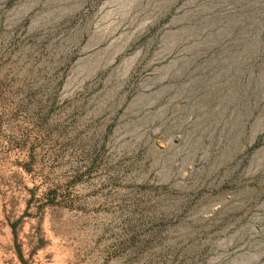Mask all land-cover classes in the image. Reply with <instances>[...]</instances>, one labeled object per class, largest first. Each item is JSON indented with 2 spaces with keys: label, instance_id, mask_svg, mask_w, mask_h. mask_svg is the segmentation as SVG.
I'll use <instances>...</instances> for the list:
<instances>
[{
  "label": "rangeland",
  "instance_id": "1",
  "mask_svg": "<svg viewBox=\"0 0 264 264\" xmlns=\"http://www.w3.org/2000/svg\"><path fill=\"white\" fill-rule=\"evenodd\" d=\"M0 264H264V0H0Z\"/></svg>",
  "mask_w": 264,
  "mask_h": 264
}]
</instances>
